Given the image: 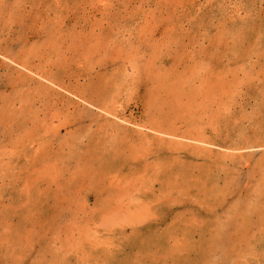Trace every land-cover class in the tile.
Instances as JSON below:
<instances>
[{"label": "rangeland", "instance_id": "1", "mask_svg": "<svg viewBox=\"0 0 264 264\" xmlns=\"http://www.w3.org/2000/svg\"><path fill=\"white\" fill-rule=\"evenodd\" d=\"M0 264H264V0H0Z\"/></svg>", "mask_w": 264, "mask_h": 264}, {"label": "bare ground", "instance_id": "2", "mask_svg": "<svg viewBox=\"0 0 264 264\" xmlns=\"http://www.w3.org/2000/svg\"><path fill=\"white\" fill-rule=\"evenodd\" d=\"M133 123V122H132ZM140 124V123H139ZM160 133H162L161 131H159Z\"/></svg>", "mask_w": 264, "mask_h": 264}]
</instances>
